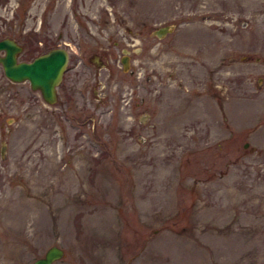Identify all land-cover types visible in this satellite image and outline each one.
<instances>
[{
	"label": "rangeland",
	"instance_id": "obj_1",
	"mask_svg": "<svg viewBox=\"0 0 264 264\" xmlns=\"http://www.w3.org/2000/svg\"><path fill=\"white\" fill-rule=\"evenodd\" d=\"M20 34L72 61L0 80V264H264V0H0Z\"/></svg>",
	"mask_w": 264,
	"mask_h": 264
},
{
	"label": "water",
	"instance_id": "obj_2",
	"mask_svg": "<svg viewBox=\"0 0 264 264\" xmlns=\"http://www.w3.org/2000/svg\"><path fill=\"white\" fill-rule=\"evenodd\" d=\"M173 25L165 24L154 30L157 36L161 37L171 30ZM12 40L0 39V49L12 47ZM127 49L124 48L122 64L123 69L129 67L127 60ZM67 53L62 47H54L44 54L39 55L31 62H21L15 67H9L7 74L16 80L27 78L33 88L41 90L44 98L53 102L56 99V87L59 84L63 70L66 66ZM260 80V78H259ZM0 155L5 156L4 142L0 145ZM64 255V249L56 244L50 245L42 256L35 258L30 264H52Z\"/></svg>",
	"mask_w": 264,
	"mask_h": 264
},
{
	"label": "flooded vegetation",
	"instance_id": "obj_3",
	"mask_svg": "<svg viewBox=\"0 0 264 264\" xmlns=\"http://www.w3.org/2000/svg\"><path fill=\"white\" fill-rule=\"evenodd\" d=\"M6 37L8 39L12 40V42L14 44L12 45V47H3L0 49V80L5 84V86L8 85V86L13 87V92H12L13 95H16L18 93L19 89L22 88V87H17L18 89H15L16 86H18L17 84H22L25 88H28L30 91L28 96H26V98H24V99L30 98L32 101H35V102H37L38 100L41 99L43 104H45L47 106L48 105L49 106L54 105V103L58 100L61 86L63 87L66 85V79L69 76L68 74H69V70H70V62L72 61V54H71V52L67 46L69 44H67L66 42H64V45L56 44L52 40H50L49 38L47 39V37H45V36H35L34 34H32L31 36H29L27 34H20L19 36L4 35V36H1L0 39L6 38ZM54 47H62L64 50H66L67 61H66V66H65L63 73H62V78L56 87V99L53 102H49L44 98L40 89L33 88L31 86V83L27 78L22 79V80L13 79L12 77H10L7 74V71L9 69V67H15L21 62L33 61L36 57H38L41 54L46 53L47 51H49L50 49H52ZM126 54L128 56L127 60L129 63L130 57L128 55V51ZM123 55H124V52L122 50V54L120 56V63H121L122 68H123V64H122L121 60L123 58ZM77 56L78 55L74 56V58H75L74 61H76V63L81 62V60H79V59L76 60ZM96 64H97V62H96ZM128 69H126V70H128ZM96 75H97V72L94 73V77ZM95 80L97 81V79H95ZM62 105L65 108V103H63ZM142 117H144V115H142ZM141 123H142V120H141V122L139 121V124H141ZM1 132L7 133L8 131L7 130L5 131L4 129H2ZM2 142H4L5 151H6V148H7L6 139L1 138L0 139V145L2 144Z\"/></svg>",
	"mask_w": 264,
	"mask_h": 264
}]
</instances>
